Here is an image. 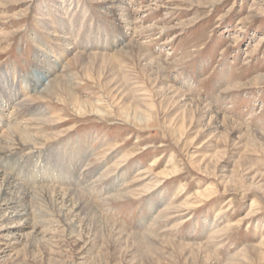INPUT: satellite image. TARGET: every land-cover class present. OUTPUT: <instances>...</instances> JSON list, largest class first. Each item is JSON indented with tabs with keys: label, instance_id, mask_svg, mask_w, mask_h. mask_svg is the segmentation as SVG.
Wrapping results in <instances>:
<instances>
[{
	"label": "rangeland",
	"instance_id": "obj_1",
	"mask_svg": "<svg viewBox=\"0 0 264 264\" xmlns=\"http://www.w3.org/2000/svg\"><path fill=\"white\" fill-rule=\"evenodd\" d=\"M1 141L0 264H264V0H0Z\"/></svg>",
	"mask_w": 264,
	"mask_h": 264
},
{
	"label": "bare ground",
	"instance_id": "obj_2",
	"mask_svg": "<svg viewBox=\"0 0 264 264\" xmlns=\"http://www.w3.org/2000/svg\"><path fill=\"white\" fill-rule=\"evenodd\" d=\"M129 20V19H128ZM126 22V21H125ZM128 23V22H127ZM126 36V35H125ZM128 36V35H127ZM70 37H66L65 38V43L68 44L70 43L69 41H67ZM124 38H121V40L118 42L119 44L124 42ZM68 48H70L71 46H67ZM120 47V46H119ZM117 48V47H115ZM111 58V57H110ZM61 60L57 59V61L54 62H50L49 63V67L47 68V66L45 68H43L37 75V78L35 77V80H31L30 82L34 84L35 83H41L43 81V79L49 77V75H52L56 69L58 67H60L61 65ZM17 95L20 94V92H15ZM14 94V93H13ZM12 94V95H13ZM10 96V95H9ZM9 99H11L9 97ZM22 107V106H21ZM17 112V111H16ZM15 114V113H14ZM186 124V123H185ZM16 136V135H15ZM17 137V136H16ZM12 142V141H11ZM12 145V143H11ZM14 145V144H13ZM24 145V144H23ZM11 157L14 155V148L9 147L8 146V142L4 141V142H0V160H3L4 158H6L7 156ZM18 160V159H17ZM15 161V160H14ZM19 161V160H18ZM6 164V163H5ZM4 164V165H5ZM16 168V166H15ZM6 171V172H5ZM5 172V173H4ZM2 175V176H1ZM22 179H20V177L16 174H12L11 172H8L6 170L5 166H0V191H1V196H2V200L4 201V207L6 209V211H11V213H13V216L15 219H22L25 220V222H27V220L29 219L30 216V212L27 209V196L26 194H28V192L30 191V189L28 187H26L25 183L21 182ZM35 190V189H34ZM22 192L23 196L22 197H14L17 193ZM34 192V191H33ZM30 193V192H29ZM35 193V192H34ZM63 193V192H62ZM65 193V192H64ZM50 194V193H49ZM57 195V194H56ZM74 195V194H73ZM55 197V196H54ZM4 198V199H3ZM71 198V197H70ZM69 198V200H70ZM76 198V197H75ZM30 200V199H29ZM68 200V199H67ZM80 200V199H79ZM83 200V199H82ZM75 202V201H74ZM81 203V201L79 202V204ZM83 203V202H82ZM66 204V203H65ZM62 205V204H61ZM63 209V208H62ZM60 210V209H59ZM5 212V211H3ZM61 213V212H60ZM10 218V217H9ZM11 219V218H10ZM12 220V219H11ZM16 222V221H15ZM31 222V221H30ZM16 226H21L22 224L20 223H16ZM24 225V224H23ZM34 227V226H33Z\"/></svg>",
	"mask_w": 264,
	"mask_h": 264
}]
</instances>
